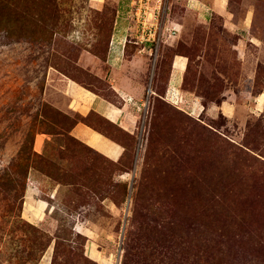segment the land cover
Returning a JSON list of instances; mask_svg holds the SVG:
<instances>
[{
  "label": "rangeland",
  "instance_id": "374dc122",
  "mask_svg": "<svg viewBox=\"0 0 264 264\" xmlns=\"http://www.w3.org/2000/svg\"><path fill=\"white\" fill-rule=\"evenodd\" d=\"M0 264H264V0H0Z\"/></svg>",
  "mask_w": 264,
  "mask_h": 264
},
{
  "label": "crops",
  "instance_id": "0c3cea01",
  "mask_svg": "<svg viewBox=\"0 0 264 264\" xmlns=\"http://www.w3.org/2000/svg\"><path fill=\"white\" fill-rule=\"evenodd\" d=\"M70 81L74 84L71 82L68 83L67 81L66 88L64 90L65 96L67 97L66 107L61 108L59 106L60 109L66 112L75 111L82 116H87L89 113L93 112L106 118L110 122L121 126V123L124 121L122 112L124 111V108L127 106V104H125L126 106L121 107L115 106L99 94H95L86 89H83L76 82L72 80ZM85 91L91 93L92 96L86 95ZM70 133L72 136L85 143L95 151L103 154L104 156H107L106 153L95 147L102 134L92 129L90 126L82 123H77L72 127ZM115 152H118L116 156H119L121 153V146H119V149H115ZM109 158L113 157L110 156Z\"/></svg>",
  "mask_w": 264,
  "mask_h": 264
},
{
  "label": "trees",
  "instance_id": "16d2710c",
  "mask_svg": "<svg viewBox=\"0 0 264 264\" xmlns=\"http://www.w3.org/2000/svg\"><path fill=\"white\" fill-rule=\"evenodd\" d=\"M95 147L102 150L104 153L107 152V157L112 156L113 158H116V154L118 153L115 152V149H119V146L115 142L108 139L107 137H104L103 135H101V138Z\"/></svg>",
  "mask_w": 264,
  "mask_h": 264
}]
</instances>
